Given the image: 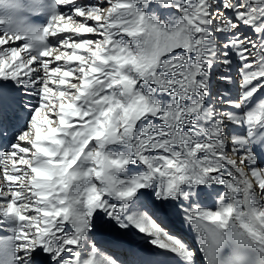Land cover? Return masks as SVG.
<instances>
[{
	"label": "snow or ice",
	"instance_id": "6c2138e0",
	"mask_svg": "<svg viewBox=\"0 0 264 264\" xmlns=\"http://www.w3.org/2000/svg\"><path fill=\"white\" fill-rule=\"evenodd\" d=\"M0 231V264H264V0H0Z\"/></svg>",
	"mask_w": 264,
	"mask_h": 264
},
{
	"label": "bare ground",
	"instance_id": "6f19581e",
	"mask_svg": "<svg viewBox=\"0 0 264 264\" xmlns=\"http://www.w3.org/2000/svg\"><path fill=\"white\" fill-rule=\"evenodd\" d=\"M34 21L36 19V17H33ZM236 90V87L233 86V91ZM209 204H211V201H209ZM173 231L174 232H183L185 234L191 235L190 230L186 227H182L181 224L179 222L175 223V226L173 227ZM133 233L134 235L132 236V240L134 241V243L141 245L144 249H147L149 251H151L152 246L150 244H148L147 242V237L144 236H139L138 234H135V230L133 229ZM10 234L7 231H0V236H4ZM171 255V254H169Z\"/></svg>",
	"mask_w": 264,
	"mask_h": 264
},
{
	"label": "rangeland",
	"instance_id": "374dc122",
	"mask_svg": "<svg viewBox=\"0 0 264 264\" xmlns=\"http://www.w3.org/2000/svg\"><path fill=\"white\" fill-rule=\"evenodd\" d=\"M155 7V6H154Z\"/></svg>",
	"mask_w": 264,
	"mask_h": 264
}]
</instances>
